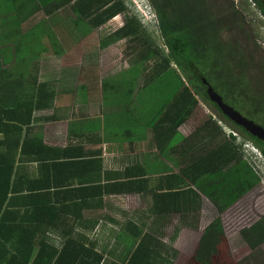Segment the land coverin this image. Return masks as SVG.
<instances>
[{
	"label": "trees",
	"instance_id": "trees-1",
	"mask_svg": "<svg viewBox=\"0 0 264 264\" xmlns=\"http://www.w3.org/2000/svg\"><path fill=\"white\" fill-rule=\"evenodd\" d=\"M143 2L146 10L149 6L155 13L166 51L152 40L142 23L145 16L132 0H0V264H175L179 250L174 243L180 231L201 226L202 236L188 264H214L225 240L221 215L262 184L264 141L225 116L203 82L264 128L257 122L261 113L242 109L244 99L259 101V86L251 80L264 78V58L258 59L245 47L248 43L238 39L252 40V23L231 0ZM59 9L83 17L62 20L54 15ZM131 10L134 13L128 17ZM120 14L128 19L119 31L102 38L90 33L91 27L105 25ZM41 22L45 23L42 29ZM31 25L35 26L26 28ZM74 27H86L89 33L80 35ZM43 35L49 36L60 57L65 53L81 57L80 67L70 68L81 82L64 91L70 95L68 103L56 105L64 97L58 92L59 80L40 82L41 68L30 58L37 54L35 47L47 50L41 47ZM124 40L138 55L130 69L136 76L115 81L101 76L105 48ZM145 75L137 93L135 83ZM151 86L159 90L158 100L156 92L154 97L143 92ZM251 88L253 93L248 92ZM79 92L94 114L129 112L130 121L125 122L129 114L120 118L128 128L121 136L133 132L137 119L133 103L145 112L153 102L155 114L141 113L136 123L141 137L129 143L119 131L108 133L109 120L108 132L100 138L96 117L88 121L89 127L69 124L64 146L48 145L42 133L34 134L38 112L52 109L57 119H76L82 102L79 98L74 102L71 96ZM128 100L129 111L124 107ZM200 101L218 119L209 115L192 134L183 136L180 128ZM51 118L45 120L56 119ZM114 133L118 134L109 135ZM118 135L121 146L108 148L127 156L105 159L101 148L88 145L95 141L108 146ZM249 152H260L261 159L251 161ZM260 162L263 170L258 168ZM128 195L139 196L143 209L133 211L137 222L122 223L132 239L124 241L118 233L117 239L126 247L114 260L108 246L100 251L86 234L105 221L106 209L111 213L114 202ZM205 204L213 205L216 215L203 225ZM240 235L251 253L233 264H264V218L243 228Z\"/></svg>",
	"mask_w": 264,
	"mask_h": 264
},
{
	"label": "rangeland",
	"instance_id": "rangeland-1",
	"mask_svg": "<svg viewBox=\"0 0 264 264\" xmlns=\"http://www.w3.org/2000/svg\"><path fill=\"white\" fill-rule=\"evenodd\" d=\"M235 1L236 5H238V0H231ZM134 6L136 9H139L146 15L145 18H143V26L147 29L148 33L150 34L152 40L155 42L157 46H159L162 50H165L164 42L161 38L159 28H158V22L155 16V13L152 11V9L148 6V10L144 8L145 3L143 0H132ZM238 3V4H237ZM240 6V5H239ZM138 7V8H137ZM241 7V6H240ZM134 11L131 10V14L133 15ZM256 13V12H254ZM42 13H39L38 16L42 18L43 16L41 15ZM142 19V18H141ZM44 21V20H43ZM149 21V22H148ZM34 22V21H33ZM252 23L251 28H253V35H252V40L251 41H243L241 36L238 37L239 42L241 43H248L245 44V47L250 50L251 52L254 53V56H256L258 59L259 58H264V20L263 18H260L257 16L256 20L249 21V23ZM35 23V22H34ZM126 25V22L124 19H122V15L119 16V18L110 21L107 23L105 26L106 28L104 30L102 29H97L98 31H93V36H97L99 38H102L106 34V30L111 29H117V28H122ZM45 26L44 22H41L38 25L39 28ZM56 28V27H55ZM59 28V27H58ZM42 29V28H41ZM57 30V29H56ZM60 33V29L57 30ZM66 36V35H65ZM61 40H62V36ZM232 38H235L233 36ZM73 41H71L72 43ZM129 42L128 40L120 41L117 42L116 44H113V46H109V48L105 49L106 51V57L105 59L102 60L103 68H102V73L104 76L112 78L115 77V80H120L122 78H127L130 76V74L133 76L135 74V70H131L133 65L135 64L136 60L138 59V55L134 54V52L130 51V48L128 46ZM71 44L67 45L70 46ZM11 48H14L10 46ZM10 48V54L12 57V49ZM36 49L37 54L33 56V61H36L38 58H43L46 55V52L43 49H38L37 47L33 48ZM55 52V51H54ZM42 60V59H41ZM173 67H176L174 64L172 65ZM50 67V65H49ZM64 71V70H63ZM47 74V71H46ZM102 75V74H101ZM128 75V76H127ZM65 76V75H64ZM111 76V77H110ZM131 76V79H132ZM136 76V74L134 75ZM74 79L72 80V85L73 87H76L77 84L81 81H79V78L74 75ZM134 78V77H133ZM128 79V78H127ZM140 80L135 83L136 91L138 93L139 90H141L142 84L145 83L146 75L142 76L139 78ZM133 81H136L137 79L134 78L132 79ZM63 89H69L71 87H66L64 84H62ZM81 89H84L83 87ZM63 90V91H65ZM143 92H147L148 95L151 97H154L153 94L156 92L158 95L156 96V99L158 100L161 96L159 94V90L155 89V86H151L150 88L144 90ZM81 92L78 93V95L71 96V98L74 100H77L78 98L83 102V96L80 95ZM165 97V95H162ZM152 101V100H151ZM130 100L127 101V106L125 105L124 107L126 109L131 110L130 106ZM150 106V104L148 105ZM133 108V115L134 117H137V119L133 120V124L131 126V129H133L132 133H129L128 136H121V133H127L126 128L122 123L128 122L131 120L132 116L128 113H122L121 109L118 111L113 110L111 117H109V121H112L113 127L115 128V131H119L120 136L122 139H125L126 143L128 142V139H133L136 140L137 138L141 137L140 135L136 134V123L137 121H141V113H147V116L152 117L155 113L154 110L155 108V103L152 102L151 106L147 108V111L143 112V109L140 105H138L136 102L132 104L131 106ZM45 113H53V110H49L47 112L43 113H38L39 116L42 118L48 117V115H45ZM216 112L211 109L208 105L200 101V104L198 107L194 110L193 115L190 117V119L180 128V132L183 136H189L194 132V130L209 116V115H214L215 118L218 119V117L215 114ZM129 114V117L126 119L127 121H121L120 118L122 116H126ZM50 116V115H49ZM105 118H107V112L105 114ZM146 116V117H147ZM45 119L42 120L43 123V128L42 130H47L49 133H52L55 131L54 128H56V125L50 126L48 125L49 122H45ZM148 121V120H147ZM143 122L146 123V120L143 119ZM221 122H223L221 120ZM259 123H264V120L262 116L260 117V120H257ZM91 123V127H92ZM227 127H229L228 124H226ZM125 127V128H124ZM227 131V130H226ZM141 132V131H140ZM142 133V132H141ZM228 133V132H227ZM54 140V138L52 139ZM51 141V139L49 140ZM57 141V140H54ZM248 154L252 155V159L255 161V158L261 159L260 152H255L251 153L249 152ZM259 157V158H258ZM260 161V160H259ZM259 169L263 170V163L260 162V167ZM140 204H143L141 202ZM143 205L140 206L138 209H142ZM215 211L213 208V205L209 206L207 204L204 205L203 211L201 213V222L203 225L207 224L213 216H215ZM264 218V177L262 184L259 185L256 189H254L249 195H247L244 199H242L237 205L233 206L230 208L227 212L223 213L221 215L223 227H224V232H225V240L224 242L219 246V251L217 256L215 257V263L214 264H233V262L244 259L246 258L250 253V249L248 248L247 244L242 240L240 231L243 228L246 227H251L254 225L256 222ZM175 223V222H174ZM203 226L198 229V231H192V230H187L184 228V230L181 232L179 235V252H180V260H177L175 264H188L190 260H192V255L199 243L200 240V235H201V230ZM171 231V230H170ZM186 234H193L194 238H191V236H187ZM61 243V241H60ZM264 248V246H263ZM117 250L120 252L122 251L120 245H114V246H109L108 251L110 253H117ZM114 251V252H113Z\"/></svg>",
	"mask_w": 264,
	"mask_h": 264
},
{
	"label": "crops",
	"instance_id": "crops-1",
	"mask_svg": "<svg viewBox=\"0 0 264 264\" xmlns=\"http://www.w3.org/2000/svg\"><path fill=\"white\" fill-rule=\"evenodd\" d=\"M32 26L35 25H31V26H26V28H31ZM42 40V48H46L47 50L43 49L46 52V55L43 58H38L36 61H33L34 64L37 63L40 68V82H44V81H48L51 79H58V92H63V88L62 84H64L66 87H73L72 85V80L74 79V75L71 73L70 74V68H78L80 67V65L82 64L81 61V57H76L75 59L73 57H70L68 55H65L67 53L64 54L63 57H69L66 58V60L63 59V57H60L59 55H57L54 51L55 49L53 48L50 38L48 35H43L40 37ZM71 48V47H70ZM68 48V49H70ZM77 48V47H76ZM67 49V50H68ZM39 53V52H37ZM33 56L34 54L30 55L31 60H33ZM42 59V60H41ZM50 65V67H49ZM102 68H103V64L102 66H100V74L101 76H104V74L102 73ZM64 70V71H63ZM66 70V71H65ZM47 71V74H46ZM65 75V76H64ZM53 76V77H52ZM109 78V77H107ZM55 83V81H54ZM78 85V84H77ZM70 95L67 93H64V97L62 98V96H60V98L57 100L56 105L59 104H64L68 97ZM69 102V100L67 101V103ZM82 102V101H81ZM78 107H80V112H78V109H76V114H77V118L76 119H70V120H60L57 119L58 117V113H55L53 111V113H45V115H48V117H56L55 120H51V121H46L45 122H49L48 125L50 124V126L56 125L57 127L54 128L55 131L52 133H49V131L47 130H42L43 128V123L42 120L45 118H42L41 116H39L38 113H43L42 112H38L35 114L36 116V122H35V131L34 134H38L42 133L44 135L45 141L48 145H55V146H64L67 144V135H68V127L69 124H71L72 122H76L77 123V128L79 127H89L88 125V121H91L94 117H96V121L99 124L100 128L98 130V134L100 135L99 137H105V132L106 131V122L109 120V117H111L112 112H107V118H105V114L104 113H96L94 114V111L92 109H88L87 108V104L86 103H81L78 105ZM89 107L91 108L92 105H89ZM113 109V108H112ZM49 111V110H47ZM44 111V112H47ZM84 113H88L89 117H83ZM71 114V113H68ZM50 115V116H49ZM47 118V117H46ZM52 119V118H51ZM111 122V121H110ZM107 129L109 130L108 133H113L115 132V128L113 127V124L109 127H107ZM111 130V131H110ZM118 133H114V134H109V135H113L116 136ZM119 135L116 137V139L110 143V145L108 144V146L104 143H101V146H99L97 143H95V141H92V143H88L90 149H94L97 150L98 148H101V155L102 157H104L105 159H111V158H120L122 156H127L128 153H124V152H120L119 150L113 151L115 148L113 149H109L108 147H118L121 146L120 143L121 141L119 140ZM54 138V141L52 140ZM51 139V141H49ZM130 140L132 139H128V142H130ZM77 144H80L78 141H76ZM81 145V144H80ZM142 202V199H140L139 196H134V195H128L125 199H117L116 202H114V208H112L111 213L107 210V213L105 212V221L102 220L98 223V225L95 227L93 233H89L86 234L88 235L87 240L92 243L95 242L96 244H98L97 248L100 251H104L105 246L109 247V246H114V245H120L122 251H124V248L126 247V244L124 241L131 240L132 237H130V233L125 231L126 225H122V223H125L126 221H130V222H137L138 220L134 217L133 215V211L138 210V208L140 206H142L143 204H140ZM143 209V208H142ZM140 228V226H138ZM187 230H192V231H198L195 229H189L186 228ZM79 230V229H78ZM80 230H82L84 232V229L80 228ZM184 230V228H183ZM182 230V231H183ZM203 230H201V235L200 238L202 236ZM179 233V235L181 234V232ZM118 233H121L122 240L124 241H120L117 239L118 237ZM124 233V234H122ZM187 236H191V238L193 237V234H186ZM54 239L58 240L59 237L57 236H52ZM179 237H177L174 246L179 250L178 247V241H179ZM167 241V240H165ZM121 252V251H120ZM119 251L117 250V253H115V255L112 257V259H116L118 260ZM179 256H180V252H179ZM177 258V260H180V258ZM108 258H110V256H107Z\"/></svg>",
	"mask_w": 264,
	"mask_h": 264
},
{
	"label": "flooded vegetation",
	"instance_id": "flooded-vegetation-1",
	"mask_svg": "<svg viewBox=\"0 0 264 264\" xmlns=\"http://www.w3.org/2000/svg\"><path fill=\"white\" fill-rule=\"evenodd\" d=\"M238 3H237L238 6L239 5L241 6L242 13H243V15H244V17H245L247 22L256 20L257 16L260 17V18H263V20H264V0H238ZM55 11H57V9ZM254 12H256V13H254ZM54 15L57 16V17L60 16L62 18V20H67L69 22L72 19H78L79 17H83V16H80L76 12H74L72 10H69V9L68 10L59 9V11L55 12ZM120 15H122V19H124L125 22L127 23V19H128L127 15L126 14H120ZM120 15H118L117 17L111 19L110 21L119 18ZM105 25L98 26V27H91V30H90L91 32L90 33H93V31L97 32L98 31L97 29L104 30L106 28ZM250 28H251V26H250ZM74 29L80 35H83L85 32L88 31L86 29V27H84L83 29H78V28L74 27ZM119 29L120 28H117V29H114V30L108 29V30L105 31L106 32L105 36L108 37L111 34L119 31ZM88 33H89V31H88ZM110 45H108L105 49L109 48ZM111 46H113V44ZM251 82L254 83L255 85H257V87L259 86L258 89H257V91L259 93V96H258V100L259 101L255 102L254 99H244V100H242L243 113H261L262 117H263V120H264V78L259 79V80L258 79H256V80L252 79ZM254 91H255L254 88L248 89V92H250V93H253Z\"/></svg>",
	"mask_w": 264,
	"mask_h": 264
},
{
	"label": "water",
	"instance_id": "water-1",
	"mask_svg": "<svg viewBox=\"0 0 264 264\" xmlns=\"http://www.w3.org/2000/svg\"><path fill=\"white\" fill-rule=\"evenodd\" d=\"M207 86V93L212 102L216 103L222 113L227 116L231 121L239 126L244 127L248 132L264 141V128L257 124L255 121L248 119L241 112L226 104L223 98L213 89V87L203 80Z\"/></svg>",
	"mask_w": 264,
	"mask_h": 264
},
{
	"label": "clouds",
	"instance_id": "clouds-1",
	"mask_svg": "<svg viewBox=\"0 0 264 264\" xmlns=\"http://www.w3.org/2000/svg\"><path fill=\"white\" fill-rule=\"evenodd\" d=\"M141 11V10H140ZM142 12V11H141ZM145 17H146V15L144 14V13H142ZM149 22V21H148Z\"/></svg>",
	"mask_w": 264,
	"mask_h": 264
}]
</instances>
